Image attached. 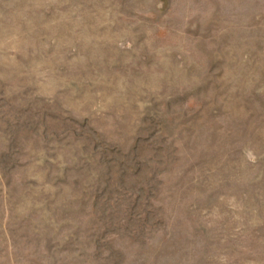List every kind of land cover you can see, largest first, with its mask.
Segmentation results:
<instances>
[{
	"label": "rangeland",
	"instance_id": "obj_1",
	"mask_svg": "<svg viewBox=\"0 0 264 264\" xmlns=\"http://www.w3.org/2000/svg\"><path fill=\"white\" fill-rule=\"evenodd\" d=\"M0 264H264V0H0Z\"/></svg>",
	"mask_w": 264,
	"mask_h": 264
}]
</instances>
